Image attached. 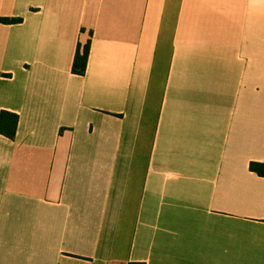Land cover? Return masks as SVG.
Masks as SVG:
<instances>
[{
	"label": "crops",
	"instance_id": "obj_1",
	"mask_svg": "<svg viewBox=\"0 0 264 264\" xmlns=\"http://www.w3.org/2000/svg\"><path fill=\"white\" fill-rule=\"evenodd\" d=\"M11 17L0 264H264V0H0Z\"/></svg>",
	"mask_w": 264,
	"mask_h": 264
},
{
	"label": "trees",
	"instance_id": "obj_2",
	"mask_svg": "<svg viewBox=\"0 0 264 264\" xmlns=\"http://www.w3.org/2000/svg\"><path fill=\"white\" fill-rule=\"evenodd\" d=\"M0 21L5 23H17L21 21L20 17L11 18H0ZM89 51V41L87 40L82 48L80 45L77 46L73 62H72V72L77 74H83L85 71L86 60ZM18 115L16 113L1 110L0 111V134L8 138H13L16 127H17ZM250 170L264 176V162L251 161L249 163ZM127 264H145L142 261H128Z\"/></svg>",
	"mask_w": 264,
	"mask_h": 264
},
{
	"label": "rangeland",
	"instance_id": "obj_3",
	"mask_svg": "<svg viewBox=\"0 0 264 264\" xmlns=\"http://www.w3.org/2000/svg\"><path fill=\"white\" fill-rule=\"evenodd\" d=\"M148 132V131H147ZM136 194L133 195V199H135ZM132 201V200H131ZM133 202V201H132ZM126 212H125V220H124V231L120 234V244L121 247H125L128 242V237H129V230L131 227L132 219H133V211H134V206L133 203L129 204Z\"/></svg>",
	"mask_w": 264,
	"mask_h": 264
}]
</instances>
